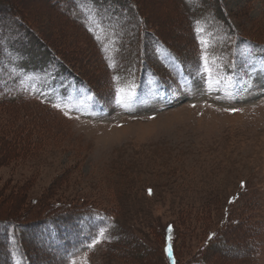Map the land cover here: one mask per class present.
Returning a JSON list of instances; mask_svg holds the SVG:
<instances>
[{
  "label": "rangeland",
  "instance_id": "1",
  "mask_svg": "<svg viewBox=\"0 0 264 264\" xmlns=\"http://www.w3.org/2000/svg\"><path fill=\"white\" fill-rule=\"evenodd\" d=\"M7 219L33 264H165L170 223L179 264H264V0H0Z\"/></svg>",
  "mask_w": 264,
  "mask_h": 264
},
{
  "label": "trees",
  "instance_id": "2",
  "mask_svg": "<svg viewBox=\"0 0 264 264\" xmlns=\"http://www.w3.org/2000/svg\"><path fill=\"white\" fill-rule=\"evenodd\" d=\"M164 64H167L168 66L174 65L173 69H175L176 63L174 61V59L172 57H170L167 61H165ZM157 80L160 82V80L157 78ZM165 82V81H163ZM80 84H82L83 86H85L86 88H88L91 92H93L95 99L98 100L97 94L92 90V88L90 87V85L85 82L82 81ZM52 219H49V221L47 223L44 224H39L41 226H47V236L46 239L42 236L41 239L39 237L40 240H45L48 243L52 242V245L54 244V240L53 238L59 239V240H64L67 241V243H65L64 248L66 249H70L71 247H73V245L76 243V246L78 245H89L90 243H92L93 240V232L95 233V227L97 224H94L93 230H92V234H79L78 236L75 235V238L77 237V239L75 240V238L73 239H68L65 237V235H67V227L68 225H66V221H62V220H66L67 216H63V217H59L60 221H56L57 217L56 214H52ZM96 221L99 223V229L100 227H105V223L101 222L100 219L98 218H94ZM62 222V223H60ZM94 223V220H93ZM31 224V223H30ZM31 226L32 229L36 226V224L34 223L33 225H28ZM27 227V226H26ZM20 228H24L22 226H19L17 224V222L15 221H11L10 219L4 220V221H0V232L3 233L2 238L0 239V251H2V248L4 247L5 249V238L7 240V244L10 243L11 248H15V255L17 254L18 256H20V260L22 264H33L30 260V258L28 257V255L25 253V249H23V247L21 248V243H23L21 241V237L19 238L20 233L18 234L17 231L19 232ZM64 229V231H66L65 233H62L60 230ZM175 226L170 223L169 226L165 227V231L163 233V237H162V246H161V253H162V257L165 261V264H179V259L177 257V253H176V249H175ZM45 230H43L42 234H44ZM13 233L15 234L14 236H11L10 234ZM17 234V235H16ZM1 236V235H0ZM79 236H82V238L80 239ZM68 237V236H67ZM211 237V238H210ZM213 236H207V239L212 240ZM222 240V239H221ZM75 241V242H73ZM24 244V243H23ZM44 244V243H43ZM78 244V245H77ZM45 245V244H44ZM171 249V257L168 254L167 249ZM245 252V251H244ZM19 253V254H18ZM247 254V251L245 252ZM241 255V254H239ZM235 257V256H234ZM11 264H15L14 259H12V261H10ZM133 264H137L136 262H133Z\"/></svg>",
  "mask_w": 264,
  "mask_h": 264
},
{
  "label": "snow or ice",
  "instance_id": "3",
  "mask_svg": "<svg viewBox=\"0 0 264 264\" xmlns=\"http://www.w3.org/2000/svg\"><path fill=\"white\" fill-rule=\"evenodd\" d=\"M201 44L203 45V44H205V42L202 40V41H201ZM204 59H205V64H207V61H208L207 56H205ZM101 235H102V234H101ZM210 238H211V237H210ZM167 251H168L169 256L171 257V249L169 248V249H167Z\"/></svg>",
  "mask_w": 264,
  "mask_h": 264
}]
</instances>
